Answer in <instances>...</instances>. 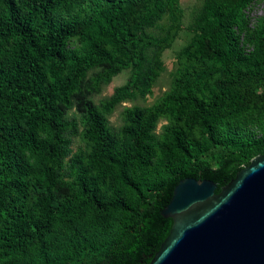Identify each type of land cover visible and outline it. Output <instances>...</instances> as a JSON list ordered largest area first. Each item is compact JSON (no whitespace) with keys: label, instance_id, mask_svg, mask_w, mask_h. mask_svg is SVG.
Masks as SVG:
<instances>
[{"label":"trees","instance_id":"trees-1","mask_svg":"<svg viewBox=\"0 0 264 264\" xmlns=\"http://www.w3.org/2000/svg\"><path fill=\"white\" fill-rule=\"evenodd\" d=\"M254 1L205 0L171 90L124 108L115 131L116 105L152 93L180 0H0V264H149L181 179H211L218 193L264 152V134L220 136L242 114L264 116Z\"/></svg>","mask_w":264,"mask_h":264},{"label":"water","instance_id":"water-1","mask_svg":"<svg viewBox=\"0 0 264 264\" xmlns=\"http://www.w3.org/2000/svg\"><path fill=\"white\" fill-rule=\"evenodd\" d=\"M217 186L195 177L177 183L162 211L173 225L149 264H264V152Z\"/></svg>","mask_w":264,"mask_h":264},{"label":"rangeland","instance_id":"rangeland-1","mask_svg":"<svg viewBox=\"0 0 264 264\" xmlns=\"http://www.w3.org/2000/svg\"><path fill=\"white\" fill-rule=\"evenodd\" d=\"M205 0H180V6L183 10V18L179 31L171 44V46L165 48L161 55L162 71L153 85L152 93L146 98L137 96L135 99H125L116 105L115 109L111 114L108 115L110 126L113 127L115 131L123 125V115L122 112L124 108L140 105L149 107L156 103L161 97H163L168 91L171 90L173 86V81L178 67L177 55L190 41L192 37L191 26L194 23L196 16L201 13L204 7ZM264 13V4L262 1H254L249 9H247V14L249 17L250 25L253 26L257 19ZM164 28L167 27V19L162 21ZM161 27V26H160ZM158 28L156 31H160L161 34L165 30ZM94 70H91L88 74L90 75ZM130 76V70H124L115 77L109 84L102 86L101 91L98 94L92 95V99L95 103H99L102 99L109 97L114 88L123 84ZM71 113L75 112V109H71ZM166 123L165 119H161L157 126L156 131L161 130V126ZM264 134V116L258 114L257 112L250 114H242L235 121H231L227 124L221 132L222 137H232L235 136L238 140H243L247 138H256ZM83 146V142L80 137L75 138L74 148Z\"/></svg>","mask_w":264,"mask_h":264}]
</instances>
